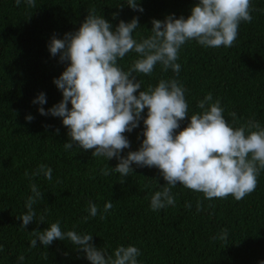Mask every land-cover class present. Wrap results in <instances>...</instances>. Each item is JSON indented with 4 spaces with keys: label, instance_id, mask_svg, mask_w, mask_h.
Segmentation results:
<instances>
[{
    "label": "trees",
    "instance_id": "1",
    "mask_svg": "<svg viewBox=\"0 0 264 264\" xmlns=\"http://www.w3.org/2000/svg\"><path fill=\"white\" fill-rule=\"evenodd\" d=\"M138 2L143 12L133 10L127 0H35V8L25 0L19 6L16 0H0V264H91L68 240H55L48 247L38 241L35 248L30 247L35 238L32 231H43L57 221L64 232L93 235L92 243L109 255L121 245L138 247L139 264L264 261V170L255 191L240 201L231 195L208 200L178 183L172 189L175 206L152 211L151 197L167 183L160 169L133 164L134 172L123 177L113 169L116 158L93 157L94 150L76 144L65 149L70 137L62 118L41 115V105L33 103L41 92L47 98L42 105L45 110L63 99L53 81L67 63H61L59 55L53 57L48 45L53 35L62 39L65 33L77 31L88 10L94 8L113 30L121 20L138 17L140 27L133 35L139 41L152 35L153 19L164 20L171 14L187 18L199 0ZM251 4L256 9L253 20L240 24L232 47L205 48L191 40L180 50L179 75L171 69L163 71L159 64L150 76L134 74L142 81L141 90L155 87L161 79H176L187 89L189 118L177 132L187 126L191 114L202 111L197 105L208 93L221 101L229 123L233 121L229 113H236L235 127L249 120L264 127V0H251ZM113 13L118 15L113 18ZM138 58L129 52L118 63L127 71ZM147 111L142 114L145 118ZM29 115L34 117L31 122L26 119ZM143 131L141 120L138 128L125 133L131 147L122 155L140 148ZM40 165L52 169L51 180L43 172L33 175ZM106 167L111 174L104 176L101 170ZM33 183L42 198L33 205L35 220L23 228L17 217L27 212ZM89 202L98 206L95 217L89 214ZM107 202L113 208L105 213ZM41 216L44 223H39ZM224 229L227 238L221 240ZM20 255L25 258L22 262Z\"/></svg>",
    "mask_w": 264,
    "mask_h": 264
},
{
    "label": "clouds",
    "instance_id": "2",
    "mask_svg": "<svg viewBox=\"0 0 264 264\" xmlns=\"http://www.w3.org/2000/svg\"><path fill=\"white\" fill-rule=\"evenodd\" d=\"M25 2L29 7H36L35 0ZM20 3L21 0H16L17 6ZM127 3L133 10L144 11L138 0H127ZM120 8L122 10L123 5ZM253 11L256 9L251 0H199L187 18L171 14L164 20L153 19L152 35L138 41L133 35L140 27L138 17L130 22L121 20L113 30V25L97 15L94 8L88 10L77 31L65 33L62 39L53 35L48 45L53 57L59 55L60 62L67 63L63 73L53 81L62 91L63 99L45 110L42 105L47 103V98L41 92L33 103L41 105V115L62 118L70 137V141L64 143L65 149H73L76 144L83 150H94L93 157H106L108 161L116 158L118 164L113 169L123 177L134 172L133 164L160 169L167 183L151 197L152 211L175 206L172 189L178 183L203 193L208 200L231 195L240 201L255 191L264 170V127L254 120L235 127L236 113H229L233 118L229 123L221 101L213 100L212 93H208L198 102L202 111L191 114L187 126L177 132L181 123L189 118L187 89L176 79H161L155 87L141 90L142 81L134 74L150 76L159 64L163 71L171 69L179 75L180 50L191 40L205 48L232 47L240 24L251 23ZM117 15L113 13V18ZM129 52H135L140 58L125 71L118 61ZM145 109L148 110L146 118L142 115ZM26 119L31 122L34 117L29 115ZM141 120L144 139L140 148L122 155L131 147L125 133L138 128ZM40 172L48 180L52 179L50 167L40 165L33 175ZM101 174L110 175V169H102ZM30 187L33 195L27 198V212L17 217L23 221V228L35 220L33 205L42 198L34 183ZM186 206L191 208L190 204ZM200 207L198 202V211ZM112 208L113 204L107 202L104 212ZM88 211L95 217L98 206L89 202ZM104 218L101 215V219ZM87 220L88 217H84V221ZM39 223H44L43 216ZM31 234L35 237L30 241L31 248H35L38 241L48 247L55 240H68L86 254L91 264H139L141 250L138 247L121 245L109 255L92 243L93 235L79 234L75 230L64 232L59 221ZM226 238L227 229H224L219 239ZM2 251L3 245H0ZM24 259L23 255L18 257L21 262Z\"/></svg>",
    "mask_w": 264,
    "mask_h": 264
}]
</instances>
